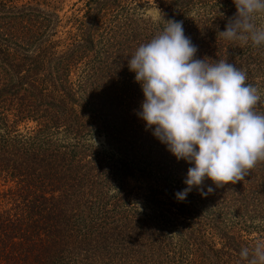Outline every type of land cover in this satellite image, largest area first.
<instances>
[{
	"label": "trees",
	"instance_id": "16d2710c",
	"mask_svg": "<svg viewBox=\"0 0 264 264\" xmlns=\"http://www.w3.org/2000/svg\"><path fill=\"white\" fill-rule=\"evenodd\" d=\"M39 1L0 0V264H247L241 249L264 239V161L179 202L192 165L146 130L128 68L180 20L199 58L247 73L264 112V45L217 36L233 0H80L65 17ZM153 7L158 21L139 13Z\"/></svg>",
	"mask_w": 264,
	"mask_h": 264
},
{
	"label": "clouds",
	"instance_id": "9594fccd",
	"mask_svg": "<svg viewBox=\"0 0 264 264\" xmlns=\"http://www.w3.org/2000/svg\"><path fill=\"white\" fill-rule=\"evenodd\" d=\"M236 14L217 36L242 45H264V0H233ZM198 46L185 35L183 21L165 20L149 42L128 59L144 100L137 115L180 161L189 165L186 187L175 193L184 202L199 189L202 197L216 188L244 181L264 161V112L257 87L234 63L198 57ZM213 186L204 188L205 180ZM247 264H264V239L243 247Z\"/></svg>",
	"mask_w": 264,
	"mask_h": 264
},
{
	"label": "rangeland",
	"instance_id": "374dc122",
	"mask_svg": "<svg viewBox=\"0 0 264 264\" xmlns=\"http://www.w3.org/2000/svg\"><path fill=\"white\" fill-rule=\"evenodd\" d=\"M80 0H41L39 1V4H41V6L47 10H51V11H56L58 12L62 17L65 16H71L72 13L74 12L75 9H77L78 7L76 6V4L79 2ZM139 13H144L143 16L145 18H151L155 21H158L160 18V12L157 8H148V9H142L139 11ZM93 141L97 144V145H103L105 143V137L104 136H99L96 135L93 139ZM131 186H137V184L131 180L130 183ZM141 206V211L143 212H147L148 214L152 215L153 211L150 210V207L145 204V205H140Z\"/></svg>",
	"mask_w": 264,
	"mask_h": 264
}]
</instances>
